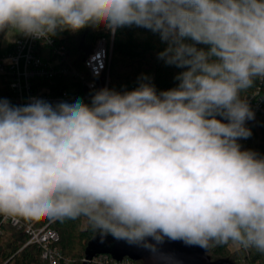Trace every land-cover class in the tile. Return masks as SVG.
I'll return each mask as SVG.
<instances>
[{"label": "clouds", "instance_id": "9594fccd", "mask_svg": "<svg viewBox=\"0 0 264 264\" xmlns=\"http://www.w3.org/2000/svg\"><path fill=\"white\" fill-rule=\"evenodd\" d=\"M132 26L166 43L177 86L0 98V215L84 218L101 243L153 255L166 241L264 254V156L238 143L254 117L242 93L264 82V0H0V33L44 43Z\"/></svg>", "mask_w": 264, "mask_h": 264}, {"label": "trees", "instance_id": "16d2710c", "mask_svg": "<svg viewBox=\"0 0 264 264\" xmlns=\"http://www.w3.org/2000/svg\"><path fill=\"white\" fill-rule=\"evenodd\" d=\"M4 33H0V42ZM102 35L110 36L105 29L85 28L78 33L67 31L65 43L68 49L69 59L78 68H83V58L92 49L96 40ZM166 43L160 40L159 34L152 33L148 29L137 26L124 27L117 30L113 37L112 54L110 61V88L117 89L129 83L140 84L142 72L145 68L153 70L152 85L157 92L168 90L177 85L175 76L184 69L174 65H167L159 59V53L166 48ZM204 47V45H197ZM78 81V79H76ZM260 90L264 93V82L257 80L255 85L248 89L243 96ZM10 90L6 77L0 74V98L7 99ZM220 118V117H218ZM245 127L251 130L252 135L247 139H240L238 143L241 150H252L264 156V119L254 115L252 119L245 121ZM37 226L46 223L55 228L60 239L58 246L63 252V258L58 264H68L66 260H71V264H98L86 259L90 252L89 245L99 237L91 230L86 219L76 220H56L47 217L35 219ZM0 233V264H50L47 259L42 258L40 246L36 243L25 245L29 239L23 228H18L10 224L2 225ZM110 237V236H109ZM106 253L110 258L121 259L130 257L139 264L143 261L131 255L118 257L113 252H102L95 250L96 254ZM206 253L213 261H220L223 264H264V254L257 252L253 248L244 249L241 246L231 250L229 243L225 245L212 244Z\"/></svg>", "mask_w": 264, "mask_h": 264}, {"label": "built area", "instance_id": "2783aa9c", "mask_svg": "<svg viewBox=\"0 0 264 264\" xmlns=\"http://www.w3.org/2000/svg\"><path fill=\"white\" fill-rule=\"evenodd\" d=\"M105 32L110 36L102 35L96 40L92 49L84 56L81 69L69 59L65 43L67 31L53 37L51 43L19 35L5 43L2 39L0 74L6 77L10 90L7 100L16 106L26 105L34 98L53 106L62 101L72 103L77 98L90 103L95 91L104 87L111 89L109 67L114 35L107 30ZM138 86L136 83H129L115 90L131 91ZM244 97L254 115L264 119V93L256 90ZM3 224L23 228L29 236L25 245L38 244L42 258L47 259L50 264H58L63 258V252L58 246L60 235L49 223L37 226L33 218L0 215V233L3 231ZM90 260L98 264H139L130 257L113 259L106 253L96 254ZM66 263L72 262L67 259Z\"/></svg>", "mask_w": 264, "mask_h": 264}, {"label": "water", "instance_id": "95a60500", "mask_svg": "<svg viewBox=\"0 0 264 264\" xmlns=\"http://www.w3.org/2000/svg\"><path fill=\"white\" fill-rule=\"evenodd\" d=\"M99 240V237H97L91 243ZM99 248L102 252L116 253L118 257L127 254L131 255L141 259L143 264H223L220 261L211 260L206 253V249L188 247L179 241H166L160 246L159 254L153 255L146 249L129 246L122 241H116L110 238L105 244L99 245L95 249H90L86 258H92L95 255V250Z\"/></svg>", "mask_w": 264, "mask_h": 264}, {"label": "rangeland", "instance_id": "374dc122", "mask_svg": "<svg viewBox=\"0 0 264 264\" xmlns=\"http://www.w3.org/2000/svg\"><path fill=\"white\" fill-rule=\"evenodd\" d=\"M16 37H17V35H15L14 33H11V32H9L7 34H4L3 35V43H5V42H7L9 40H14ZM142 77H147L148 79L146 81H144V82L151 84L152 83V79H153V70L149 69V68H145L143 70V72H142ZM110 238H112V237H108L104 243H101L100 240L99 241H95L93 243H90L89 249H95L99 245L105 244L107 242V240H109ZM236 247H239V246L234 244V243H232V242H229V248H231V250H233Z\"/></svg>", "mask_w": 264, "mask_h": 264}]
</instances>
